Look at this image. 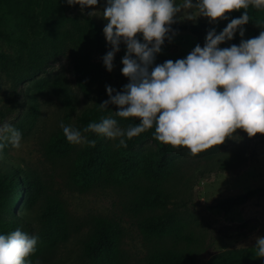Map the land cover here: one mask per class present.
Instances as JSON below:
<instances>
[{"label": "rangeland", "instance_id": "rangeland-1", "mask_svg": "<svg viewBox=\"0 0 264 264\" xmlns=\"http://www.w3.org/2000/svg\"><path fill=\"white\" fill-rule=\"evenodd\" d=\"M23 3H27L31 20L24 28L18 18ZM42 4L41 0H9L0 8V30L11 38L0 37V52L16 58L25 52L24 41L46 61L38 71L23 58L24 67L13 70L12 78L0 73V108L4 113L0 125L11 124L22 133L21 147L17 149L7 144L0 159L22 169L23 176L42 187V192L34 199L24 195L20 201L13 199L9 211L3 215L7 220L17 219L22 231L38 237L36 251L28 258L31 264H91L84 257L83 244L91 234L96 217L109 220L120 230L117 251L122 264H156L153 256L163 249L179 252L187 264H211L228 252L240 253L254 248L255 238L264 236V134L249 137L243 130H237L223 144L196 155L184 147H175L167 154L171 172L160 183L169 195L167 203L142 209L134 206L141 187L148 180L138 174V166L154 151L152 141L145 139L128 148L120 146L118 138L109 139L100 134L98 145L102 150L113 153L117 161L127 158L132 167L125 165L126 175L89 181L86 189H80L79 180L87 182L88 176L82 178L75 171L83 162V152L89 143L78 117L93 106L95 99L86 100L78 92L68 54L81 45L85 18L93 8L96 12L90 17L103 32L107 24L102 15L105 0L83 10L79 4L70 6L67 0H62L56 14L47 12L48 21ZM198 15L195 8L186 10L185 14L177 13L174 21L184 24L202 19L219 33L233 18L225 14L228 19L210 22ZM243 27V39L249 38L254 26ZM137 36L142 41V36ZM234 38L242 39L239 32ZM204 42L205 37L201 46ZM195 44V37L189 33H175L165 39L156 58L159 64L184 58ZM109 50L107 44L103 52L93 51L91 60L102 64V57ZM125 51L126 46L121 43L114 58L113 88L128 83V78L121 73ZM48 53L53 56L48 58ZM25 76H29L28 79L23 78ZM116 110L109 116L116 118ZM61 121L81 130L85 139L79 144L66 139L65 146L59 139L63 135L59 127ZM152 129L154 131V127ZM252 189L260 191L255 196H246L245 202L228 211L215 207L218 200L244 195ZM47 198L62 203L69 225L68 238L56 245L48 244L41 236L40 213ZM172 211L188 238H145L141 230L144 218Z\"/></svg>", "mask_w": 264, "mask_h": 264}, {"label": "clouds", "instance_id": "clouds-1", "mask_svg": "<svg viewBox=\"0 0 264 264\" xmlns=\"http://www.w3.org/2000/svg\"><path fill=\"white\" fill-rule=\"evenodd\" d=\"M99 0H67L68 5L93 7ZM264 8V0H105L103 34L110 50L102 57L107 71L114 67L120 45L126 46L121 73L128 78L121 91L106 85L108 99L102 109L115 105V116L137 118L127 128L107 116L90 122L83 132H95L109 139L126 141L154 127V138L172 147H184L196 155L221 145L237 130L249 137L264 134V30L249 39L244 25L249 22V7ZM197 9L198 16L215 22L243 9L219 33L207 31L204 45L197 44L184 58L155 64L165 38L172 31L177 13ZM96 12L93 11L89 13ZM239 32V45L221 48ZM137 34L142 36L138 38ZM115 93V94H113ZM67 141L81 143V130L60 122ZM22 133L11 124L0 125V154L7 144L21 147ZM94 145L95 141H88ZM38 237L20 228L0 234V264H31ZM255 257L264 258V236L255 238Z\"/></svg>", "mask_w": 264, "mask_h": 264}, {"label": "trees", "instance_id": "trees-1", "mask_svg": "<svg viewBox=\"0 0 264 264\" xmlns=\"http://www.w3.org/2000/svg\"><path fill=\"white\" fill-rule=\"evenodd\" d=\"M42 6L45 10V20H49L48 11L57 13L62 0H41ZM9 0H0V8L6 5ZM182 2V0H177ZM195 2V0H193ZM23 10L18 14L20 25L24 28L31 24L30 15L28 12L27 3L22 4ZM244 10L232 11L231 17L238 18ZM249 14V22L247 24L254 26L252 35L253 38L259 35L260 30L264 27V8L256 9L249 7L247 9ZM172 31L165 38H169L175 33L187 32L194 36L196 44L201 45V40L207 34V31L212 29L210 24L202 19L194 22L180 24L175 21L171 25ZM0 37L5 40H10V36L0 30ZM246 38V39H249ZM245 39V40H246ZM239 38H234L231 41H225L221 45L230 46L232 44L239 45ZM106 42L103 32L95 25L90 15L87 14L83 25L81 45L69 52V59L71 63V73L74 84L78 92L86 99H95L93 106L86 108L79 115L78 120L82 124L83 129L90 122H100L103 118L109 116L113 109H117L115 105H109V109H102L99 104L108 99L106 93V85L111 86L112 72L115 69V62L113 70L107 71L102 64H96L91 60L93 51L103 52L106 48ZM24 53H21L16 58L0 52V73L6 76L13 77L12 71L15 69H22L24 67V59L31 62L32 67L38 71L42 70L46 61L43 57L36 54L34 48L29 47L26 42L22 41ZM193 47V48H194ZM55 48V47H54ZM56 52V49L55 51ZM48 58L53 56L47 54ZM159 64V59L155 58L154 65ZM121 68V66H119ZM33 72L31 73V75ZM29 75V76H31ZM29 76L23 78L28 79ZM123 84H119L115 89L121 91ZM115 94V93H113ZM4 113L0 108V117ZM120 127L127 128L129 125L138 123L137 118H116ZM88 141H95L92 145L83 152V162L76 169V174L88 176V181L79 180L80 189L84 190L88 187V182L104 179L111 180L117 178L119 175H126L124 170L125 165L128 164V159L123 158L117 161L113 153L103 151L99 143V136L95 132H83ZM153 129L146 130L136 137L126 141L128 148L132 145L141 142L145 139H150L154 145V151L143 158L142 164L138 166V174L148 180V183L141 187L135 209H142L145 207H162L168 201V193L160 186V183L170 174L171 170L168 166L167 154L175 147L161 143L154 138ZM62 138V139H61ZM59 138L65 146L66 137L64 135ZM67 150V149H66ZM131 168L132 163L128 164ZM260 189H252L245 193L246 196H255ZM42 192V187L39 183L23 176V170L13 167L0 159V234H8L19 228V221L17 219L7 220L3 215L9 211L12 206V200L20 201L22 196L31 197L34 199ZM245 202L243 194L232 197H227L218 200L215 207L223 211H228L231 207L237 206ZM41 221V236L50 245H56L65 241L69 236V225L66 218V213L62 203L53 198H47L40 213ZM182 226L176 218L174 211L166 212L161 215H149L141 222V230L145 238H162L165 236H174L177 239L188 238L182 233ZM120 237V230L109 220L96 217L93 221V227L90 236L83 244L84 257L88 259L91 264H122L120 255L117 251V245ZM156 264H187L186 259L179 252L163 249L155 253L153 256ZM211 264H264V258L255 257V248L250 251H243L240 253L228 252L225 255L218 257Z\"/></svg>", "mask_w": 264, "mask_h": 264}, {"label": "water", "instance_id": "water-1", "mask_svg": "<svg viewBox=\"0 0 264 264\" xmlns=\"http://www.w3.org/2000/svg\"><path fill=\"white\" fill-rule=\"evenodd\" d=\"M243 197L245 198V197H246V195L244 194V195H243Z\"/></svg>", "mask_w": 264, "mask_h": 264}]
</instances>
